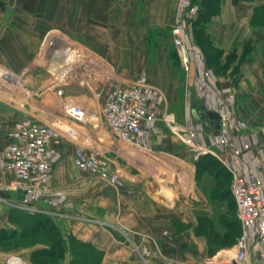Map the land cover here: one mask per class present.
<instances>
[{"label":"crops","instance_id":"1","mask_svg":"<svg viewBox=\"0 0 264 264\" xmlns=\"http://www.w3.org/2000/svg\"><path fill=\"white\" fill-rule=\"evenodd\" d=\"M15 1L0 0V65L24 73L20 94L8 80L0 84V196L7 199H0V229L15 227V206L8 202L26 199L28 208L61 212L65 218L56 220L63 235L101 250L100 264H143L145 253L148 260L197 261L193 251L206 245L200 215L216 219L223 201L202 194L200 168L206 147L215 148V134L213 119L192 110L216 113L215 93L229 101L239 119L233 142L250 143L252 167L264 169V0H218L198 42L192 39L213 73L214 93L195 85V70L184 74L170 58L175 49L166 31L175 24L177 0H26V24L9 21ZM138 81L152 99H163L144 137L123 140L107 126L106 104L113 90ZM73 108L81 118L73 117ZM21 116L60 135L49 148L45 188L35 198H13L14 181L2 167V150ZM189 129L198 131L194 147L180 137ZM76 146L107 157L119 183L77 169ZM44 246L21 250L28 257ZM7 253L0 250V264ZM70 259L65 253L63 264Z\"/></svg>","mask_w":264,"mask_h":264},{"label":"built area","instance_id":"2","mask_svg":"<svg viewBox=\"0 0 264 264\" xmlns=\"http://www.w3.org/2000/svg\"><path fill=\"white\" fill-rule=\"evenodd\" d=\"M170 29L184 70L187 74L192 72V50L196 51L201 65L195 68V85L202 91L214 93L210 70L204 64L202 51L193 44L187 19L183 18ZM214 96L218 133L212 136L215 148L206 147L204 151L212 153L230 175L231 195L240 222L241 235L232 250H225L220 255L205 256L195 262H183L162 256L148 260V253H145L143 264H264V169L252 167L247 157L252 147L250 143L236 145L233 142V132L239 119L229 101L217 93ZM162 99L158 95L152 99L148 85L142 81L113 90L106 104L108 128L120 139L140 140L145 135L146 126L152 125L157 119V104ZM72 113L74 118L82 117L79 109L73 108ZM163 121L178 133L171 120L163 118ZM180 137L184 143L194 147L198 131L189 129L184 133L180 132ZM59 139V132L52 125L31 117L16 121L2 150L1 161L6 173L16 182L12 189L21 190L18 195L26 197L29 194H38L51 171L53 156L49 148ZM73 164L77 169L112 185L119 183L107 157L94 150L76 146L73 150ZM13 260L11 258L10 264L18 262L17 259Z\"/></svg>","mask_w":264,"mask_h":264},{"label":"rangeland","instance_id":"3","mask_svg":"<svg viewBox=\"0 0 264 264\" xmlns=\"http://www.w3.org/2000/svg\"><path fill=\"white\" fill-rule=\"evenodd\" d=\"M218 0H177V17L174 23L181 22L184 18L183 12L185 11L186 7H190V9L186 12V19H187V24L189 26V34L191 38L195 40H199L198 35L195 34V28L194 24H200V25H205L211 22L213 13L216 9V4ZM14 7L16 8L15 15L13 17H10L9 21L14 22L15 24L18 23H25L26 24V0H16L14 3ZM18 11V12H17ZM181 13V14H180ZM1 19V17H0ZM171 45H173L175 49V54L174 52L170 53V58L174 62V64L179 65L182 72L187 74V72L184 70L183 64L181 62V58L179 53L177 52L176 46L173 44V34L171 29L169 31H166ZM192 58H193V67H192V72H194L195 68L200 67L201 61L198 59L197 52L192 50ZM209 69V68H208ZM210 74L211 76L213 75L211 69ZM11 71H8L6 68L1 67L0 65V84L4 83L5 85H8L10 87L11 91H15L16 94H20L19 91H21L22 86L24 84L23 76L24 73H20L21 71H16L15 73H10ZM14 76H13V75ZM192 74V73H191ZM26 75V73H25ZM21 78L20 80L18 78ZM4 79V80H3ZM8 80V82H6ZM11 81V82H10ZM19 83V84H18ZM20 89V90H19ZM15 95V94H14ZM17 96H14V100L17 103ZM18 114V113H16ZM23 118V116L16 118L14 124L16 121L20 120ZM4 146V145H3ZM3 167V166H2ZM216 165H208L207 167V172H202L204 175H200L199 178L203 184V190L202 194L206 197L207 199L215 200V198H220L221 201H223V206L220 208L221 212L218 215V217L215 219L211 216L209 212L206 214H201L200 215V222L198 225V228L200 229L201 233H204L206 236V245L204 249L200 251H193L196 252L197 256L195 260H201L205 256H212V255H219L223 254L225 250H232L234 248L235 243L237 242L238 238L241 235V232L236 230V227L233 226L232 228H227L228 222H234L236 216V209L231 197V179L227 175H223L222 171L220 168H215ZM217 169L216 171H214ZM86 172V171H84ZM88 173V172H87ZM205 173L207 174L205 176ZM90 174V173H89ZM91 175V174H90ZM92 176V175H91ZM94 177V176H92ZM96 178V177H94ZM14 181V180H13ZM215 183V186L212 185ZM16 182H14V185ZM46 183H44L41 187V189L45 188ZM44 186V188H43ZM39 193V192H38ZM38 195V194H37ZM37 195H33L35 198ZM41 194L39 193L38 196ZM0 198H4L1 197ZM32 198V197H31ZM32 198V200L34 199ZM6 199V198H5ZM7 200V199H6ZM10 201V200H8ZM11 202V203H10ZM8 202L10 205L14 204V221H15V229H18L20 231L26 230V212L29 214L34 212L37 215L41 214L46 216L47 218L52 219V221L55 222L56 219L58 218H65L64 216H60L61 212H58L54 210L53 208L51 209H45L43 211L39 210H34L33 208H28L26 206V199L23 202ZM17 207H20L25 211V212H20L17 209ZM27 207V209H26ZM32 211V212H31ZM39 218H44L43 216H37L36 220ZM31 221L34 222L32 218H29ZM35 219V218H34ZM28 220V218H27ZM35 220V221H36ZM57 221L58 227H60V221ZM56 223V222H55ZM39 227V225H38ZM238 228V227H237ZM241 229V227H240ZM239 230V228H238ZM47 232V231H46ZM23 236H19L15 239H9L6 240V242L0 244V250H5L8 251L4 257L5 261L4 264H10L11 258L17 259L19 262L23 264H57V262H54L53 259L47 260L46 262H43L41 260L40 256H33L31 253L28 257H26V252H23L21 249L26 248V232H23ZM37 235V234H35ZM67 237L68 234H65ZM36 237H39L37 235ZM1 242V241H0ZM56 247V246H55ZM197 248V247H196ZM11 251V252H10ZM59 254V253H58ZM59 256V255H58ZM93 256V255H92ZM93 258L94 260V256ZM33 259V260H32ZM60 259V256H59ZM180 261V260H179ZM82 264H91L87 261H82ZM189 262H195V261H189ZM17 264V263H14Z\"/></svg>","mask_w":264,"mask_h":264},{"label":"trees","instance_id":"4","mask_svg":"<svg viewBox=\"0 0 264 264\" xmlns=\"http://www.w3.org/2000/svg\"><path fill=\"white\" fill-rule=\"evenodd\" d=\"M202 27L203 25L194 24V30L196 35L199 34V31L202 30ZM195 42H198V40H195ZM204 161L205 163L203 168H205V171L207 170L208 165L215 164V168L219 167L222 171V174H225L230 178L229 173L220 164V162L211 154L208 153L207 155H205ZM203 168H200L201 173L204 171ZM216 170L217 169H215L214 171ZM18 211L22 213L25 212L21 210ZM37 216H43L44 218H39L36 220ZM29 218H32L34 222L31 221ZM228 226L229 227L227 228L229 229L235 226L236 230L241 232V226L238 217L235 218L234 222H228ZM237 227L239 228V230ZM23 232H26V246H30L36 243H41L45 245L43 248L35 249L31 252L33 256H40L43 262L53 259V261L57 262V264H63V259L65 253L67 252L71 254L69 264H82V261L84 260L91 264H100V261L102 259V251L96 248L93 244L81 241L71 234H68L67 237L64 236L61 229L54 221H52V219L47 218L46 216L41 214L37 215L36 213L29 214L28 212H26V230L20 231L15 228H1L0 244L6 242V240L15 239L19 236H23ZM35 234L39 235V237H36L37 235ZM58 255L60 256V259ZM92 255L94 256V260L93 258H91Z\"/></svg>","mask_w":264,"mask_h":264},{"label":"water","instance_id":"5","mask_svg":"<svg viewBox=\"0 0 264 264\" xmlns=\"http://www.w3.org/2000/svg\"><path fill=\"white\" fill-rule=\"evenodd\" d=\"M192 112H193V114H194V116H196V117H198L199 115H201L202 117H204V118H208V117H210V118H212L213 119V128H214V134H217L218 133V115H217V113H215V112H211V113H206V112H204V111H201V112H197L196 111V109H193L192 110ZM19 192H21V190L20 189H18V190H13V189H11V191H10V195L13 197V198H15L18 194L17 193H19Z\"/></svg>","mask_w":264,"mask_h":264},{"label":"bare ground","instance_id":"6","mask_svg":"<svg viewBox=\"0 0 264 264\" xmlns=\"http://www.w3.org/2000/svg\"><path fill=\"white\" fill-rule=\"evenodd\" d=\"M190 45H191V44L189 43V47H190ZM195 48H197V47H195ZM197 49H198V48H197ZM22 192H23V191H22ZM219 255H220V254H219ZM14 260H15V259H14ZM14 260H13V261H14ZM17 264H22V263H20V262L18 261Z\"/></svg>","mask_w":264,"mask_h":264}]
</instances>
